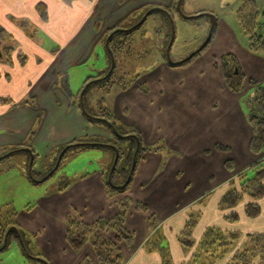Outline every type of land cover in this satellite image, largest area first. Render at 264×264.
<instances>
[{"label": "crops", "instance_id": "1", "mask_svg": "<svg viewBox=\"0 0 264 264\" xmlns=\"http://www.w3.org/2000/svg\"><path fill=\"white\" fill-rule=\"evenodd\" d=\"M173 2L74 0L71 5H65L61 0H0V25L26 57L23 66L15 59L10 65L0 63V166L4 169L3 163H12V167L4 169L9 176L17 177V153L28 155L32 164L35 155L33 165L25 164L26 176L31 178V171L37 174L53 171L62 158L60 148L65 145L92 138L110 140L103 128L96 127L104 131L98 133L95 125L84 119L81 107L72 105L71 95L64 92L67 85L63 81L68 84L69 73L84 64L95 46L104 45L106 32L115 28L122 30L114 36L126 32L146 10L169 9ZM38 3L46 5V21H41L35 12ZM259 8L264 11V0ZM18 21L32 26L40 41L27 29L19 28ZM223 29V38L217 43L213 39L202 58L189 66L160 64L149 78L148 95L139 91L142 83L121 92L115 101L119 104L116 117L140 132L144 144L156 145L164 139L170 150L183 155L181 159L170 157L163 168L158 153H146L139 161L129 192L122 198L128 196L145 204L149 213L130 209L126 228L134 234L135 250L124 251L126 264H160L156 253H145L141 248L147 238L146 220L151 214L156 217L176 264L187 262L192 254L183 253L176 240L188 211L199 210L200 219L207 221L205 226L194 229L196 242L207 227L238 230L237 223L225 222L217 204L229 189V182L257 160L248 150L251 132L240 105L241 98L253 87L246 83L243 92L231 93L216 66L221 56L235 53L246 79L264 86V58L238 51L233 34H228L224 25ZM31 133L34 135L29 140ZM215 146L227 147L229 151H218ZM20 159L22 166L26 159ZM227 160L233 164L231 170L224 167ZM103 181L101 173L81 177L62 193H46L34 210L19 213L17 225L36 234L37 244L45 249L44 257L50 264H78L81 259L72 254L64 240L63 222L67 213L91 223L99 217L109 219L117 211L115 202L120 199L106 196ZM205 198L211 200L209 206ZM200 202L202 206H198ZM259 205L260 214L253 220L245 217L243 206L234 210L238 222L248 228L244 232L264 234V198ZM52 218L56 229L51 227ZM257 226L261 228L258 231ZM229 258L219 264H225Z\"/></svg>", "mask_w": 264, "mask_h": 264}, {"label": "trees", "instance_id": "2", "mask_svg": "<svg viewBox=\"0 0 264 264\" xmlns=\"http://www.w3.org/2000/svg\"><path fill=\"white\" fill-rule=\"evenodd\" d=\"M61 1L65 5H71L74 0ZM177 3L178 0H174L171 8L162 9L163 12L160 14L165 16V18L170 16L173 20ZM148 10L143 12L136 21L139 22ZM35 12L41 21H46L47 8L45 4L38 3L35 6ZM236 20L244 36L247 38L248 51L251 54L264 58V11L259 8L254 0H244L236 12ZM27 25L25 21L17 22V26L23 30L27 29ZM169 26L171 27V24ZM140 29L141 27L137 28L134 24L126 32L122 33L128 37ZM115 30L116 28L109 30L103 37L105 49L109 52V60L114 61V68L108 78L106 75L110 72V67L107 72L98 75L95 80L98 84L108 87L107 93L113 88H116L118 91H127L131 88L132 83L136 82L134 80L133 82L124 83L121 77L117 79V82L113 81L118 67L117 60L120 49L123 46L120 42L114 43ZM215 31L216 25L213 28L211 40L207 46L200 53L194 55L191 60L177 67L185 68L189 66L205 52L215 36ZM54 53L55 51H53ZM13 59L21 66L26 62L25 55L17 50V46L9 33L0 25V61H4L10 65L13 63ZM216 67L220 68L227 90L234 94L243 92V75L235 56L231 54L221 56L219 64ZM63 83L65 86L67 85L64 81ZM247 83L250 87L255 88L254 106L258 112L256 115H251L247 118L251 132L248 150L257 160L247 169L237 174L235 180L229 182V189L218 201L217 209L224 213L223 218L229 224L238 223L239 216L234 210L239 206H243V213L247 219H256L260 214L259 202L264 198V156H262L264 148V86H259L253 81H248ZM64 89V92L69 94L67 88L65 87ZM138 89L141 93H146L145 85L139 86ZM78 96L73 97L72 105H77L84 110L85 115L83 117L90 125H96V122L102 123L104 126L98 125V127L103 128L110 135L111 139L92 138L77 140L63 146L60 148V152H63L67 147L69 149L62 154L60 165L56 171L59 170L62 161L66 158L67 152L75 148L102 147L111 149L114 147L118 153L116 168L111 174L109 172L106 174L102 173L105 194L110 199L115 198L117 195H125L129 192L135 169L139 161L142 160L143 155L146 153H158L159 148L155 145L144 146L140 134L134 129L128 130L119 125L110 112H103L99 109L98 112L93 114L86 109L84 104L80 103ZM33 135V133L29 135V140ZM123 142L128 143L129 146L126 152H123L118 147ZM215 149L221 152L229 151L227 147L223 146H215ZM32 160L34 164L36 161L35 155H33ZM121 163L124 166L120 169V172H117ZM133 164H135L134 167ZM224 167L226 170H231L233 164L230 160H227ZM46 176L47 174H37L33 171L30 174L32 181L36 184L43 181ZM118 176L121 177L120 181H117ZM127 180H129V184L124 189L118 190V186H124ZM67 185L65 184L59 191L61 192L66 189ZM115 205L117 211L111 218L99 217L91 223H85L74 213H67L65 215L63 222L64 240L72 254L81 258L78 264H126L127 258L124 251L128 250L129 253L134 252V234L126 228L127 217L131 208L134 211L145 214H148L149 210L145 204L139 201H132L128 196L116 201ZM198 206H202V202ZM188 215L184 227L177 235L176 240L183 253L192 252V254L187 262L181 264H219V262L225 260L228 256L230 258L225 264H264V234H246L241 236L238 231H222L216 227H208L204 230L200 240L196 242L193 238V231L198 223V219L201 217V212H192ZM14 216L15 214L13 213L10 215V217ZM151 220L155 221V225H157L156 217L153 214L148 215L146 220L147 232L152 230L154 232L152 235H148L147 233V238L142 244V249L145 253H156L160 258V264H173L169 244L162 231L158 227L155 228ZM0 228L1 244L4 242V235L8 229L15 228L18 232L17 235L15 234V240L19 244V247L23 249L24 239H26L27 235L18 229L19 225L13 219L9 218L4 226L0 225ZM41 257L35 256L34 258L41 264H50L47 258Z\"/></svg>", "mask_w": 264, "mask_h": 264}, {"label": "rangeland", "instance_id": "3", "mask_svg": "<svg viewBox=\"0 0 264 264\" xmlns=\"http://www.w3.org/2000/svg\"><path fill=\"white\" fill-rule=\"evenodd\" d=\"M242 1L244 0H182L180 8L181 13L178 14L175 12L173 14L175 36L169 52V37H171V27L169 26L170 18L166 17L168 19L167 21L165 16L160 13H153L143 23L139 31L128 37L123 33L116 34L114 36V43L120 42L123 46L120 49L119 58L117 60L118 67L113 81L117 82L119 77L122 78L124 83L133 82L135 80L136 82L132 83L131 88L137 84L139 85L144 83L143 85L146 87L145 94L148 95V88H151V81L149 78L154 76L159 69L160 64L167 65L169 62L173 64L181 63L203 46L210 31L212 18L218 21V23L216 22V33L213 38L215 43H217L221 37L223 38L224 25L225 28H227V33L233 34L238 46L237 50L248 51L247 38L244 36L236 20V12L240 8ZM254 1L258 6L263 7V0ZM149 11L150 10L147 12ZM142 19L139 22L133 21L132 25L135 24L137 26ZM26 28L36 40L40 41L38 38V32H36L32 26L27 25ZM212 43L213 42H211V44ZM167 52L168 59L166 58ZM202 54H204V52ZM202 54L198 58H202ZM234 54L235 53H231V55L235 56ZM108 55L109 52L105 49V45H103V43L95 46L92 54L84 62V64L73 69L69 73V77L67 76V91L71 95V99H73L74 96L79 95L78 98L80 103L84 104L86 109L91 111L93 114L98 112L99 109L103 112H110L119 125L128 130L134 129L131 126L121 123V121H119L116 117L115 111H118L117 108L119 104L118 102L115 103V101L118 99V94L123 91H118L116 88H113L109 93H107L108 87H106V85L103 86L102 84H98L95 81L98 75L107 72L108 68L111 67V61L109 60ZM0 63L6 64L4 61H0ZM87 80H89V82L86 83ZM247 80L249 81V79H246L243 75V89H245V85L248 82ZM137 81L140 83H137ZM247 86H249L248 83ZM254 96L255 94L253 88V90L246 93L240 100L241 110L247 118L258 113L254 106ZM95 124L94 128L98 127V125L104 126L102 123L98 122ZM96 131L98 133H102L103 130L96 128ZM138 133L140 134V132ZM140 136L142 143L144 144L142 134H140ZM109 139H111L110 136ZM144 146L148 145L144 144ZM155 146H158L159 148L158 154L162 159V168L170 157L175 156L179 159L183 158L181 153L170 150L164 139L160 140L159 144H156ZM118 147L122 149L123 152H126L129 146L128 143L123 142L120 143ZM114 152L115 151L112 148H75L69 151L66 155V158L61 164L59 170L40 185H34L31 178L26 176L25 164H30L28 155H25L24 153H17L16 156L18 158L15 161L17 162V177H14V175L9 176L8 171L4 170L12 167V163H3L2 166L4 169L0 166V169L3 170L2 174H0V225L4 226L9 218L16 222L19 213L34 210V208L38 205V200H40L46 193L48 195L62 193L81 177H85L87 175L97 173L106 174L108 172L111 174L114 171H111V167L115 159ZM262 152L264 154V148ZM20 158H24V160L26 159L22 166ZM123 166V163H121L117 172H120V169ZM49 171L51 172L52 170ZM50 172H48L47 175H49ZM120 180L121 177L118 176L117 181ZM65 184H68L66 189L60 192L59 190L62 189ZM119 187L122 186H118V188ZM122 196L123 195H117L113 199H122ZM213 198L214 195L211 200H213ZM209 200L210 199L208 198L204 199L207 206H209V202H211V200ZM115 201L116 200H114V202ZM198 211L199 210H190L187 212V216H189V213H196ZM12 213L15 214L14 217H10ZM36 213L37 212L35 211L33 212L35 217H37ZM54 220L55 219L52 218L51 227L56 229L57 225L55 227L56 221ZM42 222L43 221L39 222V225ZM206 222V218L202 217V219H198L195 230L201 228L202 225L205 226ZM44 223L46 224V221H44ZM151 223L155 225V221L153 222V220H151ZM156 224L155 228L158 227L157 220ZM237 226L238 230L235 231H238L241 236H244V233L253 234L249 233V231L244 232L248 229L246 224L238 222ZM14 229L15 228H9L4 235V242L2 244L0 243V264H41L34 257H44L45 249L37 244L36 234L27 231L26 228L19 225L18 229L27 235L26 239H24L23 236L25 245L23 244V249H21L15 240V234L17 235L18 232L14 231ZM260 229V226H257V229L255 230L258 231ZM153 232L154 230L148 231L147 233L148 235H152ZM171 260L173 264H176L173 259V255L171 256Z\"/></svg>", "mask_w": 264, "mask_h": 264}, {"label": "water", "instance_id": "4", "mask_svg": "<svg viewBox=\"0 0 264 264\" xmlns=\"http://www.w3.org/2000/svg\"><path fill=\"white\" fill-rule=\"evenodd\" d=\"M181 2H182V0H178V3H177V5H176V13H178V14L181 13V11H180V5H181ZM156 12H157V13H161V12H163V10H162L161 8H153V9H150V11L147 12V13L143 16V19H142V21L137 25V28L141 27V26L143 25V23L147 20V18H148L149 16H151L153 13H156ZM168 17L170 18V16H168ZM209 17H211V16H209ZM170 24H171V37H170V44H169V47H168V52H169V50H170V48H171V46H172V44H173V42H174V36H175L174 23H173V20H172L171 18H170ZM215 25H216V20H215L214 18H212V22H211V24H210V31H209L208 37L206 38V40H205L203 46H202L199 50H197V51H196L194 54H192L188 59H186L185 61H182L181 63L173 64V63L169 62V63H167V65L170 66V67H177V66H179V65H181V64H183V63H186L187 61L191 60V59L194 57V55L200 53V52H201V51L207 46V44L210 42V40H211V35H212V31H213V28L215 27ZM118 31H119V30H118ZM116 32H117V31H115L114 34H115ZM110 37H111V36H110ZM168 52H167V55H166V58H167V59H168ZM113 68H114V61L112 60V61H111L110 72H109V73L107 74V76H106L107 78L110 76V74H111ZM81 113H82L83 115H85V112H84L83 109H81ZM68 149H69V148L67 147V148L62 152V154H64ZM112 149L115 151V159H114L113 165H112V167H111V171H113V170L115 169V167H116V165H117V162H118V153H117V151H116V149H115L114 147H112ZM60 160H61V158L58 159V162H57V164H56V167L53 169V171H52V172H51V173H50V174H49V175H48L43 181H41L40 183L46 181V180L48 179V177H50V176L53 175V173L57 170V168H58V166H59ZM30 164H32V161L30 162ZM134 165H135V164H133V167H134ZM133 167H132V170H133ZM128 184H129V180H127V182L124 184V186L119 187V188H117V189H118V190H122V189H124ZM14 231H16V230L14 229Z\"/></svg>", "mask_w": 264, "mask_h": 264}]
</instances>
